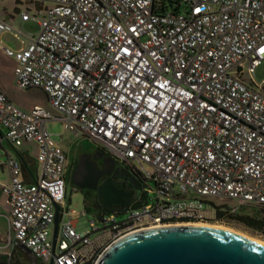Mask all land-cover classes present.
Here are the masks:
<instances>
[{
	"label": "built area",
	"instance_id": "2783aa9c",
	"mask_svg": "<svg viewBox=\"0 0 264 264\" xmlns=\"http://www.w3.org/2000/svg\"><path fill=\"white\" fill-rule=\"evenodd\" d=\"M27 1L36 12L24 9L19 19L34 21L35 33L0 19V32L26 39L17 49L2 47L16 62V86L43 91L66 129L93 139L143 184L132 162L149 164L155 188L144 190L138 208L96 213L102 227L92 219L89 231L78 232L77 212L65 200L64 149L46 128L49 113L23 108L0 90V143H33L40 165L26 183L21 162L6 159L9 181L0 190L9 204V244L53 264H86L82 257L91 260L103 235L110 243L201 218L177 204L188 190L231 201L232 211L264 205V84L243 77L264 61V0H168L183 3V13L160 11L158 0Z\"/></svg>",
	"mask_w": 264,
	"mask_h": 264
},
{
	"label": "water",
	"instance_id": "95a60500",
	"mask_svg": "<svg viewBox=\"0 0 264 264\" xmlns=\"http://www.w3.org/2000/svg\"><path fill=\"white\" fill-rule=\"evenodd\" d=\"M22 161L27 162L25 159ZM108 173L85 155L76 169L78 179L73 178L72 182L95 190L97 201L106 213L121 215L145 202V195L128 197L126 192L113 189L109 179L98 183L99 177ZM117 197L126 200L119 202ZM110 204L116 206L111 208ZM58 209L56 206L51 234L52 253ZM20 245L23 247V244ZM47 264H53L51 257ZM94 264H264V243L226 227L172 223L121 236L101 252Z\"/></svg>",
	"mask_w": 264,
	"mask_h": 264
},
{
	"label": "rangeland",
	"instance_id": "374dc122",
	"mask_svg": "<svg viewBox=\"0 0 264 264\" xmlns=\"http://www.w3.org/2000/svg\"><path fill=\"white\" fill-rule=\"evenodd\" d=\"M159 2H163L166 6V10L170 11L172 9L179 10L181 13L184 12V4H176L171 3L168 0H158ZM177 7V8H176ZM29 9L31 14H34L35 11V4L33 2H29L27 0H0V19L7 21L9 23H13L16 29H20L23 33H35L38 30L37 24L32 21L20 22L19 20V12ZM0 39L2 40L3 45L9 46L11 48H17L21 46L20 39L25 38L20 35L19 38H16L13 33H4L1 35ZM12 60L10 58H6L0 54V71H5L7 74L0 73V79L4 80V83L7 85H12L11 80V67ZM243 77L254 83V85H261L264 84V61L256 67L254 71V75L251 77L247 72L243 74ZM28 100L27 102L30 104H38L41 105L48 113L50 118L46 121V128L48 133L54 140L56 144H58L63 149L69 146H80L81 148L88 150L90 152H94L100 145L95 142L90 137H87L81 133H74L73 131L66 129L65 121L63 120L62 115L57 112L52 106L49 105L44 93L40 89L34 88L32 93H26ZM3 147H0V177L5 178L8 176L6 169L3 165L4 161L7 158V154H9L12 158L18 159L17 150L18 147H14L10 145L7 141H3ZM29 153L32 154L33 150L29 149ZM135 169L139 170L141 173L146 176V183L143 184L144 190L147 189H154L155 183L154 179L149 177L148 173L152 172V167L147 164H140L138 161L134 160L132 162ZM35 168L39 169V164L34 163ZM154 196L153 192L148 193V198L151 199ZM66 205L67 207L74 209L77 212L76 218V230L78 232H85L90 230V221L95 219L96 212L90 209L89 211H85L82 214L84 203H83V196L80 193L75 192L72 190L71 187H67L66 190ZM177 204L179 207L184 210L185 207H192L197 209L198 212L201 214V218L196 220H188V221H177L174 223H198L203 225H213V226H221L232 229L239 233H242L246 236H249L253 239L259 240L264 242V235L260 234L258 231H254L252 229L247 228L246 226L234 222V221H225V220H215L214 213L216 207L220 206L221 208H228L232 205H235L231 201H221L216 198L211 197H201L196 195L193 191L188 190L182 197L177 198ZM237 208L239 206H236ZM2 221V222H1ZM95 223L98 228L102 227V222L95 219ZM0 231L2 233H6L5 223L3 218L0 216ZM99 233H91L90 237L95 238ZM49 238H51V232L49 233ZM111 243V242H110ZM110 243H106L104 250ZM102 250L99 254H101ZM25 260L28 264L31 263L30 260L27 259V252H25ZM45 264L48 263V260L44 261Z\"/></svg>",
	"mask_w": 264,
	"mask_h": 264
},
{
	"label": "flooded vegetation",
	"instance_id": "af4514ba",
	"mask_svg": "<svg viewBox=\"0 0 264 264\" xmlns=\"http://www.w3.org/2000/svg\"><path fill=\"white\" fill-rule=\"evenodd\" d=\"M64 153L65 165L63 177L66 190L67 187H71L75 192L82 194L86 208L92 209L96 213H106L97 201L95 190L82 188L72 182L73 178L78 179V174H75L76 169L78 168L81 157L84 158L85 155H88L99 169L109 171L108 174H103L99 177L98 183L109 179L112 181L113 189H120L121 192H126L128 197L137 196V198H139L140 195L143 196L145 194L142 178L135 171L132 170L131 172L127 170L125 166L110 156L101 146L94 152H90L80 146L73 145L64 148ZM116 200L121 202L126 200V198L117 197ZM115 206L116 205L110 204L111 208ZM31 262L32 264H45L43 260L34 257L31 258Z\"/></svg>",
	"mask_w": 264,
	"mask_h": 264
},
{
	"label": "crops",
	"instance_id": "0c3cea01",
	"mask_svg": "<svg viewBox=\"0 0 264 264\" xmlns=\"http://www.w3.org/2000/svg\"><path fill=\"white\" fill-rule=\"evenodd\" d=\"M20 22H22V21H20ZM11 24H13V23L11 22ZM4 33H6V32H0V37ZM25 41H26V39H25ZM5 46L6 45H3L2 40L0 39V54L3 55L6 58H10L12 60V64H11L12 70H11V73H10L11 80H12V85L9 86V85L4 83V80L0 79V90L12 102L16 103L17 105H19V106H21L23 108H31L33 106H41V105H38V104H30V103L27 102L28 97H27L26 93L27 92L32 93V90L34 88L22 89V88H19V87L16 86V84L14 82V75H13V68H14L16 62H15L14 58L6 55L3 52L2 47H5ZM6 47H9V46H6ZM19 47L20 46H18L17 48H19ZM17 48H14V49H17ZM0 67H4V66H0ZM0 73L1 74L2 73L3 74H7L5 71H2V72L0 71ZM255 86H258V85H255ZM3 141H5V140L1 141L0 147H3V144H4ZM14 147H16V146H14ZM17 147L19 148V150H17L18 160L22 164V176H23V178H24L26 183L33 182L40 174V165H39V169L38 170L34 166L35 162L38 163L35 160V145L33 143H31V142H25V143H22L21 145H19ZM29 149L33 150L32 154L29 153ZM8 157H11V156L9 154H7V158ZM22 159H25L27 162L23 163ZM5 162H6V160L4 161L3 165H4L5 169H6V172H7L8 176L5 177V178L0 177V187H1V185L8 183V181H9V173H8V170H7ZM0 216L3 218L4 223H5V228H6V233H2L0 231V253L9 254V252L12 249H14L16 251H23L24 253L27 252V254L29 255L30 254L29 251H27L24 247H22L20 245V243H13L12 245L8 243L9 204L6 201V198L2 194L1 190H0ZM51 234H52V228H51Z\"/></svg>",
	"mask_w": 264,
	"mask_h": 264
},
{
	"label": "trees",
	"instance_id": "16d2710c",
	"mask_svg": "<svg viewBox=\"0 0 264 264\" xmlns=\"http://www.w3.org/2000/svg\"><path fill=\"white\" fill-rule=\"evenodd\" d=\"M163 3V2H162ZM160 11H167L166 6H162L159 9ZM174 10V9H172ZM43 92V91H42ZM45 95V94H44ZM46 97V95H45ZM127 170L132 172V169L125 167ZM138 174V173H137ZM204 197V196H201ZM84 203V202H83ZM85 206V203H84ZM239 207L235 208L234 211L231 210V207L221 208L220 206L216 207L214 213L215 220H225V221H234L246 226L249 229L258 231L260 234L264 235V205L263 204H244L238 205ZM86 211L90 209L84 207ZM196 220L195 218H182L179 221H188ZM109 242V239L106 235H103L101 239L96 242L94 247V254L91 260H86L85 257H82V261L86 264H91L93 260L97 257L100 251L105 247L106 243ZM33 258L32 254H27V259L31 261ZM0 264H28L25 260V253L23 251H16L12 249L9 254L0 253ZM32 264V262L30 263Z\"/></svg>",
	"mask_w": 264,
	"mask_h": 264
},
{
	"label": "bare ground",
	"instance_id": "6f19581e",
	"mask_svg": "<svg viewBox=\"0 0 264 264\" xmlns=\"http://www.w3.org/2000/svg\"><path fill=\"white\" fill-rule=\"evenodd\" d=\"M186 223H188V224H197V225H201V224H198V223H190V222H186ZM203 225V224H202ZM213 226V225H212ZM217 227H221V226H217ZM242 234V233H241ZM246 236V235H245ZM248 238H250V239H252V240H256V239H253V238H251V237H249V236H247ZM256 241H259V240H256ZM259 242H261V243H264V242H262V241H259Z\"/></svg>",
	"mask_w": 264,
	"mask_h": 264
}]
</instances>
